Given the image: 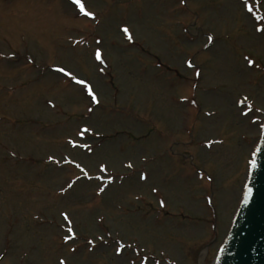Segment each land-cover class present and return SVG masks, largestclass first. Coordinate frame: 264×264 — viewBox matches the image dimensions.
<instances>
[{"label":"rangeland","instance_id":"rangeland-1","mask_svg":"<svg viewBox=\"0 0 264 264\" xmlns=\"http://www.w3.org/2000/svg\"><path fill=\"white\" fill-rule=\"evenodd\" d=\"M244 1L0 0V264L213 263L264 112Z\"/></svg>","mask_w":264,"mask_h":264},{"label":"water","instance_id":"water-1","mask_svg":"<svg viewBox=\"0 0 264 264\" xmlns=\"http://www.w3.org/2000/svg\"><path fill=\"white\" fill-rule=\"evenodd\" d=\"M214 264H264V127L245 193Z\"/></svg>","mask_w":264,"mask_h":264},{"label":"snow or ice","instance_id":"snow-or-ice-1","mask_svg":"<svg viewBox=\"0 0 264 264\" xmlns=\"http://www.w3.org/2000/svg\"><path fill=\"white\" fill-rule=\"evenodd\" d=\"M73 3L79 7L80 12L83 13L85 16H92V15H93L92 13L85 11L84 5L80 3V0H73ZM248 11L251 12V11H252V8H249ZM93 18H94V17H93ZM123 31H124L125 33H127V32H128V29L125 28V29H123ZM208 39H209V40H212L211 37H208ZM95 56H96L97 59H101V52H100V51H97V52L95 53ZM249 63H251V62H249ZM190 66H191V65H190ZM55 71H57V72H64L65 75H68V73H66L65 70H64L63 68H58V69H56ZM77 83L83 84V85H84V88H85V90H86V92H87V94H88L89 96L92 97V99H93L94 102L99 103L97 97L95 96V94H94L93 91H92V88H91L87 83H85L84 81H77ZM88 131H89V129H87V128L83 129V131L81 132V135H83L84 132H88ZM70 143H71V141H70ZM73 147H76V145L73 144ZM77 167H80V166L77 165ZM128 167L131 168L132 165L129 164ZM81 171L83 172L84 169L81 168ZM100 171H101V172H104V171H106V168L101 167V168H100ZM84 174H85V176L88 175L87 172H85ZM88 178L91 179V177H88ZM142 178L146 179V177H142ZM97 179H100V177H97ZM69 187H71V184L69 185ZM101 191H103V189H101ZM64 218H65L66 220L68 219V217H67L66 214H65V217H64ZM69 231H71V229H69ZM70 238L74 239V238H75V237H74V234H73V236L70 237ZM119 252H120V249L118 248V249H117V253L119 254Z\"/></svg>","mask_w":264,"mask_h":264},{"label":"flooded vegetation","instance_id":"flooded-vegetation-1","mask_svg":"<svg viewBox=\"0 0 264 264\" xmlns=\"http://www.w3.org/2000/svg\"><path fill=\"white\" fill-rule=\"evenodd\" d=\"M244 2L246 3V1H244ZM252 19L255 22V29H256L257 34H260V35L262 33L264 34V16L259 13L254 18H252ZM247 60H249V59H247ZM246 105H247V103L244 102V103H241V105H239V107L240 108H243V106H246ZM248 109L249 110L247 111V114H245V113L244 114H241V117L248 118L251 115L252 116H255L256 113L258 114V111L257 110H259V109H254V108L252 109V107H250L249 105H248ZM260 114H261V117H262L261 120L260 119H253L252 120V123H253L252 125H256L257 127H259V129L262 128L264 112L262 111Z\"/></svg>","mask_w":264,"mask_h":264},{"label":"crops","instance_id":"crops-1","mask_svg":"<svg viewBox=\"0 0 264 264\" xmlns=\"http://www.w3.org/2000/svg\"><path fill=\"white\" fill-rule=\"evenodd\" d=\"M188 144H190V143H188ZM188 144H184V146H188ZM191 145V144H190ZM189 145V146H190ZM202 173L200 172V174L198 173L197 174V178H199V179H203L204 177L201 175Z\"/></svg>","mask_w":264,"mask_h":264}]
</instances>
